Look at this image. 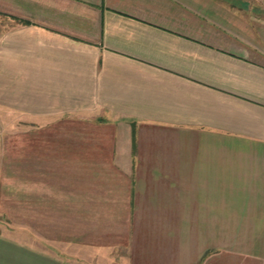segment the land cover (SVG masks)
<instances>
[{
	"label": "crops",
	"instance_id": "obj_1",
	"mask_svg": "<svg viewBox=\"0 0 264 264\" xmlns=\"http://www.w3.org/2000/svg\"><path fill=\"white\" fill-rule=\"evenodd\" d=\"M0 16V145L34 225L0 264H264V0Z\"/></svg>",
	"mask_w": 264,
	"mask_h": 264
},
{
	"label": "rangeland",
	"instance_id": "obj_2",
	"mask_svg": "<svg viewBox=\"0 0 264 264\" xmlns=\"http://www.w3.org/2000/svg\"><path fill=\"white\" fill-rule=\"evenodd\" d=\"M15 142L14 138L9 139V144L0 145V235L31 246L33 210L24 205L31 200L32 193L22 188L23 178L17 176ZM26 185L31 186L25 180Z\"/></svg>",
	"mask_w": 264,
	"mask_h": 264
}]
</instances>
